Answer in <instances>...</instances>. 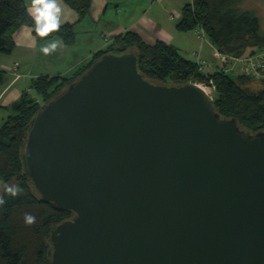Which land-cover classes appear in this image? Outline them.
Listing matches in <instances>:
<instances>
[{
	"label": "water",
	"instance_id": "95a60500",
	"mask_svg": "<svg viewBox=\"0 0 264 264\" xmlns=\"http://www.w3.org/2000/svg\"><path fill=\"white\" fill-rule=\"evenodd\" d=\"M22 158L40 201L72 213L50 264H264V130L197 84L146 80L134 52L41 105Z\"/></svg>",
	"mask_w": 264,
	"mask_h": 264
},
{
	"label": "trees",
	"instance_id": "16d2710c",
	"mask_svg": "<svg viewBox=\"0 0 264 264\" xmlns=\"http://www.w3.org/2000/svg\"><path fill=\"white\" fill-rule=\"evenodd\" d=\"M80 17L87 14L90 0H63ZM242 0H191L180 13L176 30L180 33L202 29L204 36L223 55L232 58H249L260 55L264 49V33L254 11L244 10ZM22 26H28L36 41L41 43L59 37L72 45L75 31L63 25L59 31L40 37L24 0H0V54L9 55L14 48L13 35ZM134 52L138 58L139 72L146 80L185 85L208 84L215 87V111L226 119H234L240 129L251 134L264 130V82L253 91L246 85L254 78L243 74L232 75L215 72L207 75L197 63L183 57L178 50L164 42L148 45L131 32L114 39L105 50L94 53L91 59L69 77L40 76L31 82V89L41 102L22 94L14 115L0 125V264H50L47 252L49 234L61 222L72 217L66 210H56L52 204L40 201L27 173L22 158L25 137L32 118L41 105L52 100L94 62L107 54L121 55ZM19 186L15 196L6 192L7 187ZM25 214L36 217L33 224L25 223Z\"/></svg>",
	"mask_w": 264,
	"mask_h": 264
},
{
	"label": "crops",
	"instance_id": "0c3cea01",
	"mask_svg": "<svg viewBox=\"0 0 264 264\" xmlns=\"http://www.w3.org/2000/svg\"><path fill=\"white\" fill-rule=\"evenodd\" d=\"M57 2L62 8L61 26H72L76 33L74 42L66 45L61 38L54 37L60 41V46L45 55L40 48L53 38L39 43L28 26H22L14 33L12 53L0 54V125L11 115L10 110L16 109L22 94L32 93L31 82L34 79L40 76H71L94 53L105 50L116 37L127 32L138 35L148 45L156 41L169 44L195 63L198 56L207 75L222 71L223 66L216 58V54L220 53L205 36L199 35V30L178 32L175 21L180 17L172 18L162 0H90L89 11L83 17L63 0ZM24 3L29 14L31 0H24ZM242 9L247 10L243 5ZM255 14L261 19L259 14ZM262 22V19L259 20L261 32L264 33ZM198 41L201 42L196 45ZM260 55L264 56V53ZM234 66L230 74L239 75L240 65ZM13 68H16L19 76L17 79L13 75Z\"/></svg>",
	"mask_w": 264,
	"mask_h": 264
},
{
	"label": "clouds",
	"instance_id": "9594fccd",
	"mask_svg": "<svg viewBox=\"0 0 264 264\" xmlns=\"http://www.w3.org/2000/svg\"><path fill=\"white\" fill-rule=\"evenodd\" d=\"M29 15L32 17L35 25V32L40 37H47L49 33L59 31L61 27L62 8L57 0H31L28 8ZM60 46V41L53 38L40 48V51L45 55L55 51ZM21 189L19 186L7 187L6 192L15 197ZM5 203V200L0 198V206ZM25 223L33 224L36 222V217L31 214H25Z\"/></svg>",
	"mask_w": 264,
	"mask_h": 264
},
{
	"label": "built area",
	"instance_id": "2783aa9c",
	"mask_svg": "<svg viewBox=\"0 0 264 264\" xmlns=\"http://www.w3.org/2000/svg\"><path fill=\"white\" fill-rule=\"evenodd\" d=\"M199 30V35L204 36L202 29ZM216 58L221 63L222 72L230 73L234 70L235 64H240L243 66L239 67V74H243L246 76H251L257 81L264 82V56L257 55L249 58H232L223 54H216ZM232 61L230 64L229 62ZM197 65L199 71L204 73V64L199 60L197 56ZM13 75L18 78L19 76L16 74V68H13ZM209 98L213 99L212 93L215 91V87L212 81H209L208 84H197Z\"/></svg>",
	"mask_w": 264,
	"mask_h": 264
},
{
	"label": "rangeland",
	"instance_id": "374dc122",
	"mask_svg": "<svg viewBox=\"0 0 264 264\" xmlns=\"http://www.w3.org/2000/svg\"><path fill=\"white\" fill-rule=\"evenodd\" d=\"M162 2H165L166 5L164 6L168 13L171 15L172 18L176 19L180 17L181 9L182 7L188 3V0H162ZM244 6L245 9L252 11L254 10L255 13L259 14L262 19V30L264 32V0H242L241 7ZM156 9H159V4L156 5ZM259 18V20H261ZM180 20V19H179ZM178 21H175V23H178ZM174 23V24H175ZM201 41L196 42V45H199ZM262 53H264V49H262ZM191 58V57H190ZM193 59V58H191ZM240 65V64H238ZM243 66V65H240ZM233 75V74H232ZM16 78V77H15ZM17 79V78H16ZM246 87H249L253 91H257L263 87V84L260 81H257L253 79L251 82H249ZM31 98L37 99L39 102H41V99L37 96V94L32 90V93L28 94ZM212 97L214 99L215 94L212 93ZM11 115H14L16 113V109L10 110ZM0 194H1V187H0Z\"/></svg>",
	"mask_w": 264,
	"mask_h": 264
}]
</instances>
